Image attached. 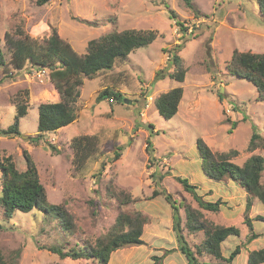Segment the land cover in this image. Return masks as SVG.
Wrapping results in <instances>:
<instances>
[{"label":"rangeland","instance_id":"rangeland-1","mask_svg":"<svg viewBox=\"0 0 264 264\" xmlns=\"http://www.w3.org/2000/svg\"><path fill=\"white\" fill-rule=\"evenodd\" d=\"M36 1L0 0V48L11 73L0 82V129L13 122V98L17 92L26 90L28 104L19 121L20 133L0 135V158L11 156L16 168L24 170L23 152L27 151L48 202L67 210L71 226L65 229L61 218L39 209L15 212L5 218L0 207V252L4 258L15 259L18 264H98L92 259L60 258L47 248L69 250L84 240L93 242L111 228L119 212L140 211L146 217L145 234L141 236L144 244L113 251L108 264H152L150 256L157 251H152L148 243L150 229L154 234H164L168 216L172 218L174 212L169 210L168 201L158 206L155 200L150 202L154 187L172 194L183 220L187 205L199 207L175 179L181 176L197 186L196 192L203 199L225 201L217 212H201L208 220L239 228L240 234L225 238L221 250L227 256L241 245L232 264H245L249 250L264 247V207L253 198L249 216L257 236L247 241L251 231L243 223L246 191L231 178L208 177L201 168L196 141L202 138L215 152L236 149L238 154L232 161L239 165L252 153L264 156V140L262 146L247 149L252 125L264 139V98L258 97L249 80L227 69L234 50L264 52V20L257 0H191L190 6L185 0ZM170 9L176 14L174 18ZM176 20L184 24L185 33H181ZM127 28L151 29L156 36L150 44L130 52L126 60L115 61L110 69L93 78L85 77L75 102L76 118L46 132L37 142L32 141L31 137L38 133V105L57 102L59 94L48 78V68L40 75L41 68L29 63L22 69L12 67L5 33L12 39L29 36L42 41L54 29L82 54L90 39ZM177 43L183 44L178 54L186 70L184 80L178 82L168 76L155 80L159 69L172 70L167 66V49ZM3 75L0 66V79ZM106 86L121 92L123 101L108 98L97 102L96 95ZM175 86L183 88L182 98L177 112L165 118L158 113L155 99ZM83 134L96 136L97 151L77 170L72 165L70 141ZM147 139L151 141L150 148ZM119 146L120 156L109 161ZM260 180L264 185V170ZM228 190L231 201L223 195ZM121 191L132 200L123 203ZM181 225L184 229V221ZM183 233L191 245L203 240L201 232L190 234L185 228ZM173 239L176 241L175 234ZM163 244L171 245L168 240ZM148 249L154 254L148 255ZM170 253L168 258L177 262L184 259L177 249Z\"/></svg>","mask_w":264,"mask_h":264},{"label":"trees","instance_id":"trees-1","mask_svg":"<svg viewBox=\"0 0 264 264\" xmlns=\"http://www.w3.org/2000/svg\"><path fill=\"white\" fill-rule=\"evenodd\" d=\"M48 0H37L38 4H44ZM191 0H185L190 6ZM258 7L264 20V0H257ZM170 16L175 17V12L170 9ZM196 13V12H195ZM198 14V13H196ZM198 16V15H196ZM205 16V15H204ZM181 33H185L184 24L175 21ZM156 36L151 29L127 28L119 31H110L87 42L86 51L77 53L69 42L62 39L57 32L52 29L51 34L42 41L25 36L23 38L12 39L5 33L4 38L11 48L10 63L15 69H22L25 63H29L33 68H48V78L59 94L57 102L40 103L37 107V130L38 133L31 137L32 141H38L46 132L55 131L71 123L77 115L75 102L79 95L83 79L93 78L98 72L110 69L115 61L126 60L128 54L134 49L150 44ZM182 43H177L168 52V68L171 71L159 69L155 80L158 78L170 77L173 80L182 82L185 76V68L178 52ZM0 66L3 67L5 77H11V73L6 69L4 54L0 48ZM230 74L246 78L256 88L259 98H264V52H250L234 50L227 64ZM183 88L175 86L161 92L155 99V107L160 115L165 118L173 116L178 109L182 98ZM219 97L221 95L219 94ZM26 90L17 92L13 98L15 105V115L12 124L0 129L2 136H17L19 131V121L25 116L28 107ZM112 98L117 102L123 101V94L113 87H104L98 92L95 99L97 102ZM233 125L235 122L232 123ZM263 137L258 132L255 125H252V133L247 149L252 151L257 146L263 144ZM197 149L201 158V168L210 178L221 180L225 177L236 181L246 191V201L244 207L245 223L251 231L248 235L250 241L257 236L253 232L252 218L249 212L253 198H257L264 207V185L260 178L264 170V156L260 154H250L239 165L232 161V157L238 154L236 149L215 152L198 137ZM70 146L73 150L72 165L79 170L84 166L85 161L92 157L97 151V138L95 135H77L72 137ZM152 146L147 139V147ZM52 149L54 147L52 146ZM121 147H117L114 156L109 161H113L120 156ZM119 150V151H118ZM26 161V168L18 170L11 156L0 158L1 190L0 207L5 218H11L15 212H30L39 209L43 213H53L62 219V226L70 229L71 215L60 204H51L47 200L46 190L40 182L36 165L27 151L23 152ZM175 179L182 185L183 189L189 192L199 207L187 205L184 220L180 217L175 206L172 194L165 189L154 187L151 197L162 195L174 209L172 216V229L175 232L177 241L176 248H164L161 255H151L152 264H163L162 259L173 250H179L186 258L187 264H232L234 257L240 252L241 245H236L227 256L222 253L221 244L229 235L240 234L239 228L235 225L214 222L203 217L202 209L217 212L221 204L225 201L217 199L209 201L203 199L196 192V185L188 181L187 178L175 176ZM123 203L132 200L131 196L124 191ZM256 218H261L257 215ZM146 217L140 211L134 213L119 212L111 228L103 235L95 238L93 242L84 240L76 244L74 249L64 250L61 247L50 246L47 249L59 255L60 258L69 257L71 259H92L98 264H108L110 254L122 247L130 245L144 244L141 239L143 225ZM189 233L201 232L203 240L192 245L187 241L182 228ZM2 225L0 224V229ZM195 234V235H196ZM264 262V247L248 251L247 264H261ZM0 264H18L15 259L6 260L0 252ZM48 264H61L53 262Z\"/></svg>","mask_w":264,"mask_h":264},{"label":"crops","instance_id":"crops-1","mask_svg":"<svg viewBox=\"0 0 264 264\" xmlns=\"http://www.w3.org/2000/svg\"><path fill=\"white\" fill-rule=\"evenodd\" d=\"M230 193V190H228V192H224V194L223 195H225V197H227L228 199H229V197H228V194ZM158 197H161L160 199L158 198ZM222 198V197H221ZM150 200V202L152 201V200H155L154 201V203L158 206V205H165V204H167V201H166V199L163 197V196H161V195H157V196H155V197H153V198H151V199H149ZM226 200V199H225ZM230 201H231V199H229ZM227 201V200H226ZM169 210L171 209V206L169 205ZM139 210H142V211H144L143 209H139ZM150 213V212H149ZM171 216V214L168 216L169 218V222H168V228H167V230H166V232L164 233V234H154L153 233V228L152 229H150V232H149V244L151 245V246H153L151 249H152V251H153V249L155 250V251H157V254L156 255H161L162 254V249L163 248H176L177 247V241H175L174 239H173V234H175L174 232H173V229H172V218L170 217ZM150 223H152V220L150 219V221H149ZM153 225V224H152ZM142 233H144L145 234V232H144V230H143V232ZM191 234V233H190ZM142 236V235H141ZM176 238V237H175ZM167 240H168V242L171 244L169 247H166V246H164V244L163 243H165V242H167ZM188 241H189V243H190V240L189 239H187ZM151 249H148L149 251H150V253L148 254V255H151V254H154V252L152 253L151 252ZM177 251H179V250H177ZM158 253H160V254H158ZM174 253V252H173ZM171 254L172 253H169V254H167V255H165L164 257H163V259H162V263L163 264H187V260H186V258H185V256H184V259H182V261L180 262V261H176L175 259H170V258H168V257H170L171 256ZM245 264H247V260H246V263ZM261 264H263V263H261Z\"/></svg>","mask_w":264,"mask_h":264},{"label":"built area","instance_id":"built-area-1","mask_svg":"<svg viewBox=\"0 0 264 264\" xmlns=\"http://www.w3.org/2000/svg\"><path fill=\"white\" fill-rule=\"evenodd\" d=\"M44 73H46V69H45V68H41V69L39 70V74H40V75H43Z\"/></svg>","mask_w":264,"mask_h":264}]
</instances>
